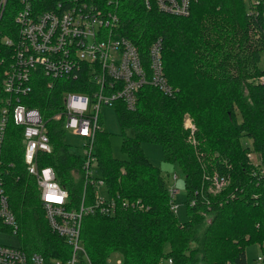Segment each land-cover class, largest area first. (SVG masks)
<instances>
[{
    "label": "trees",
    "instance_id": "16d2710c",
    "mask_svg": "<svg viewBox=\"0 0 264 264\" xmlns=\"http://www.w3.org/2000/svg\"><path fill=\"white\" fill-rule=\"evenodd\" d=\"M13 5L8 3L0 18V86L10 54L3 38L14 31ZM256 9L249 12L243 0H193L187 15L175 16L146 9L140 0H118V33L142 55L153 39H161L163 74L174 92L165 95L144 85L132 110L113 104L122 130H132L121 138L124 159L112 156L102 125L95 134L93 155L106 194L117 197V204L124 199L134 204L118 205L110 215L83 217L80 242L91 264H104L111 254L120 264H245L244 247L264 243V177L250 175L256 166L246 157L250 150L264 165V65L259 66L264 0ZM66 91L85 90L74 80L61 79L47 88L41 78H33L31 92L20 101L50 118L45 124L51 151L37 162L53 169L68 205L76 207L84 184L82 158L64 141V118L56 116ZM244 137L249 148L241 143ZM142 142L159 145L163 161L182 172L186 221L174 216L168 187L144 155ZM214 172L226 176L227 184L213 194L203 175ZM0 177L19 246L65 259L69 247L46 224L34 178L24 168L20 127L12 121L0 153ZM85 191L91 199L94 186L87 183Z\"/></svg>",
    "mask_w": 264,
    "mask_h": 264
},
{
    "label": "built area",
    "instance_id": "2783aa9c",
    "mask_svg": "<svg viewBox=\"0 0 264 264\" xmlns=\"http://www.w3.org/2000/svg\"><path fill=\"white\" fill-rule=\"evenodd\" d=\"M146 9L185 16L193 0H140ZM118 0H0V18L8 3L13 12V34L3 38L10 50L2 72L0 91V153L9 121L20 127L22 160L27 174L34 178L43 216L49 229L64 238L69 247L68 256L46 258L36 251L20 246L0 244V264H91L80 242L83 217L110 215L119 208L133 206L124 199L106 194L87 200L85 185H104L93 178L91 164L95 162L93 144L101 127L102 106L113 107L117 101L127 110L136 103V93L144 85L172 95L173 87L167 82L161 63V39H153L144 55L125 36L118 33L116 13ZM262 0H250L248 11L257 12ZM264 24V23H263ZM264 28V25H263ZM41 78L47 88L58 80L77 81L85 91L62 92L59 98L63 116L62 128L82 138L84 155L82 175L84 184L76 207L67 203V191L56 180L53 169L40 166L41 153L51 151L45 122L34 107H27L20 98L31 92V80ZM264 81V76L260 77ZM189 121H185V126ZM192 130V125H191ZM256 167L250 175L264 177V165L256 156L246 153ZM173 179L175 175L172 176ZM207 190L218 193L227 184V177L212 173L203 175ZM176 190L168 188L170 202ZM194 205V199L189 201ZM136 208L141 205L135 202ZM171 209L173 207L171 205ZM17 224L8 206L0 177V232L16 234ZM260 253L252 264H264V243L257 244ZM107 260V259H106ZM170 263V259H166ZM120 264V260L117 261ZM159 264H163L161 260ZM229 264V263H226Z\"/></svg>",
    "mask_w": 264,
    "mask_h": 264
},
{
    "label": "rangeland",
    "instance_id": "374dc122",
    "mask_svg": "<svg viewBox=\"0 0 264 264\" xmlns=\"http://www.w3.org/2000/svg\"><path fill=\"white\" fill-rule=\"evenodd\" d=\"M243 2L246 8L250 7V0H243ZM263 65L264 60L261 59V61L259 62V66L263 67ZM100 118L101 125L108 133V144L112 156L114 158L124 159L125 154L120 149L121 138L122 135H131L132 130L130 128H125L122 130L116 118L114 107L102 106L100 111ZM186 122H188V119H186ZM186 127H189L191 129V124H187ZM63 138L71 149V151L75 152L80 156L84 155L83 140L81 137H79L70 130H65ZM241 143L245 146H248V148L250 146V140L248 138H242ZM140 146L147 160L154 166L159 168L167 187L176 190L171 199V205L173 207L174 216L180 223L186 221V192L184 189L182 172L176 164H171L163 161L159 145L149 142H142ZM246 153H250L252 158L255 156L253 152H250V150H248ZM91 174L93 178H99L100 176V171L96 162L91 164ZM173 175H175L174 179L172 177ZM94 191L97 196L106 195L104 185L95 184ZM19 241L20 238L18 234H11L10 232L6 231L0 232V244L9 246H19ZM259 253L260 248L255 242L246 245L244 247L245 264H252L253 259ZM118 260V256H116L115 254H111L104 264H117Z\"/></svg>",
    "mask_w": 264,
    "mask_h": 264
},
{
    "label": "bare ground",
    "instance_id": "6f19581e",
    "mask_svg": "<svg viewBox=\"0 0 264 264\" xmlns=\"http://www.w3.org/2000/svg\"><path fill=\"white\" fill-rule=\"evenodd\" d=\"M162 55V54H161ZM52 88V87H51ZM94 142H95V140H94ZM105 216V215H104ZM17 224V223H16ZM17 232V231H16ZM12 234V233H11Z\"/></svg>",
    "mask_w": 264,
    "mask_h": 264
}]
</instances>
